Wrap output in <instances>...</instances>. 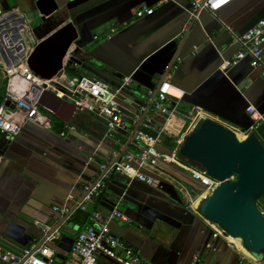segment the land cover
<instances>
[{"label": "crops", "instance_id": "crops-1", "mask_svg": "<svg viewBox=\"0 0 264 264\" xmlns=\"http://www.w3.org/2000/svg\"><path fill=\"white\" fill-rule=\"evenodd\" d=\"M3 1L10 10L25 16L38 12L36 0H0L1 10ZM53 1L57 10L34 29L32 45L72 24L77 39L68 51L83 65L66 67L57 74L70 79V72L112 86L131 77L124 94L141 103L128 106L139 116V107L150 99L147 91L164 79L171 63L176 65L175 57L181 58L177 69L169 71V82L182 92L175 103L176 112L165 123L162 115L149 108L139 126L144 133L153 135L158 127L165 126L175 139L184 140L198 128L190 123L196 110L201 111V118L222 125L238 137H244L253 123L245 112L248 104L264 119L262 70L252 69L245 59L222 71L224 62L238 51L233 37L264 19V0H232L214 14L201 11L194 21L189 20V0H179L178 4L160 0ZM143 6L153 8V13L136 18V11ZM4 88L5 80L0 79V98ZM133 121L127 119L129 131L106 135L105 120L94 113L74 111L66 124L40 108L38 123L26 122L13 139L0 136V247L19 255L41 237L42 228L59 226L60 238L54 249L60 259L55 257L53 264H74L71 244L90 224V213L108 216L116 210L124 219L113 218L110 231L144 264H196V256L204 264L256 262L236 239H229L227 234L213 238L209 221L199 210L186 207L189 201L195 205L200 199L202 187L187 171L161 161L141 169L156 181L154 186L115 174L106 181L90 213L86 212L88 207L77 210L60 224L53 206H62L69 193L79 197L83 184L99 177L98 164L112 153L137 151L133 138L128 142L136 125ZM251 133L264 143V123ZM174 147V139L163 138L156 149L169 153ZM255 202L264 212V194ZM97 264L120 263L99 256Z\"/></svg>", "mask_w": 264, "mask_h": 264}, {"label": "built area", "instance_id": "built-area-1", "mask_svg": "<svg viewBox=\"0 0 264 264\" xmlns=\"http://www.w3.org/2000/svg\"><path fill=\"white\" fill-rule=\"evenodd\" d=\"M178 1L160 0L161 3L173 4H178ZM189 1V20L194 21L198 19L201 11L206 10L214 14L232 0ZM152 13L153 8L143 6L136 11L135 16L142 18ZM12 14L13 17L7 19ZM34 33L35 30L29 26L25 15L17 11L4 12L0 9V79L5 80V88L0 98V136L13 139L19 136L26 122L38 123L41 108L39 97L46 91L73 105L77 112L94 113L102 117L105 120L106 135L129 131L126 126L128 117L121 107H126L122 95L131 84V77L122 78L115 86L103 80L81 75H71V80L60 77L58 74L50 80L41 79L32 74L27 64L28 57L36 46V44L32 45ZM233 38L238 51L230 60L224 62L223 73L247 59L249 66L252 69H261L264 76V19L259 20L245 33L235 35ZM178 61L180 60H176V65L172 64L168 69L149 107L153 112L162 115L165 123H168L175 114V103L182 97V92L169 82V71L177 69ZM82 65L83 61L68 51L63 59L61 71L66 67L81 68ZM239 89L238 87V91ZM147 95L151 97L153 91H147ZM146 105L147 103H144L139 107V114H143ZM245 112L253 122L249 131L244 133V136H247L263 124L264 119L251 104H248ZM135 113L136 119L133 122L137 123L140 116L138 111ZM202 116L201 111L196 110L190 123L194 124ZM163 138L175 140V147L169 153H161L156 149L157 144ZM133 141L137 151L124 152L120 156L112 153L111 157L98 164L99 177L84 183L79 197L69 193L62 206L52 207L53 211L58 212L61 225L70 219L75 211H85L90 202L99 199L106 188V181H109L115 174L125 175L129 179H137L149 186H154L156 181L146 176L141 170L148 164L155 165L161 161L187 171L191 179L202 187L200 200L208 197L220 185V182L208 176L202 167L180 156L179 151L184 140L175 139L165 126L158 127L153 135L138 129L133 134ZM262 146L264 148V144ZM1 162L2 157H0V164ZM186 207L192 211L198 210L194 208L192 201H189ZM116 217L124 219L122 214L116 210L108 216L97 212L90 213V224L77 233L71 244V255L76 258L74 264H97L99 256L120 264H144L135 251L110 231L109 225ZM208 224L214 232L213 238L226 235L216 224L211 222ZM59 229V226L42 228L41 237L23 249L19 255L0 247V264H53L57 255L54 244L60 238ZM119 253L122 255L120 256ZM197 258L199 257L196 256L198 264H204ZM252 264H264V261H256Z\"/></svg>", "mask_w": 264, "mask_h": 264}, {"label": "water", "instance_id": "water-1", "mask_svg": "<svg viewBox=\"0 0 264 264\" xmlns=\"http://www.w3.org/2000/svg\"><path fill=\"white\" fill-rule=\"evenodd\" d=\"M1 7L4 12L11 11L6 1L1 3ZM35 7L44 22L57 10L53 0H36ZM12 17L13 14L7 19ZM39 29H42V25ZM76 39L77 33L72 24L64 25L48 34L28 57L27 64L32 74L45 80L56 76L62 69L66 53ZM180 59L175 57L173 61ZM162 81L163 79L152 89L153 95L148 100L128 142L145 119ZM122 96L127 108L121 107V110L128 119L135 120L136 113L128 106H139L141 103L135 97L131 98L132 96L125 94ZM39 106L66 124L75 111L73 105L48 91L40 95ZM196 124L198 128L192 129L184 139L179 154L187 161L202 167L207 175L219 181L220 185L208 197L196 201L194 208L229 237L238 239L243 250L254 260L262 261L264 212L257 208L255 201L264 194V148L253 133L238 137L231 130L204 118L199 119ZM124 152L125 150L119 156ZM93 203L94 201L87 205V213H90ZM56 258L60 259V256L56 255Z\"/></svg>", "mask_w": 264, "mask_h": 264}, {"label": "rangeland", "instance_id": "rangeland-1", "mask_svg": "<svg viewBox=\"0 0 264 264\" xmlns=\"http://www.w3.org/2000/svg\"><path fill=\"white\" fill-rule=\"evenodd\" d=\"M25 17L28 21V24H30L29 26L32 29L37 28L41 22V20H40L41 16L39 17V13L38 12L35 13V11L29 12ZM68 75H72V74H70V72H68ZM194 124H196V122ZM262 144H264V143H262Z\"/></svg>", "mask_w": 264, "mask_h": 264}, {"label": "bare ground", "instance_id": "bare-ground-1", "mask_svg": "<svg viewBox=\"0 0 264 264\" xmlns=\"http://www.w3.org/2000/svg\"><path fill=\"white\" fill-rule=\"evenodd\" d=\"M196 128L198 127V126H195ZM232 237H229V239H231ZM232 239H234L235 240V238H232ZM235 241H237L239 244L241 243L238 239H236Z\"/></svg>", "mask_w": 264, "mask_h": 264}, {"label": "trees", "instance_id": "trees-1", "mask_svg": "<svg viewBox=\"0 0 264 264\" xmlns=\"http://www.w3.org/2000/svg\"><path fill=\"white\" fill-rule=\"evenodd\" d=\"M73 218H74V221L77 222V220H75V219H76L75 216H73ZM88 218H89V217H88Z\"/></svg>", "mask_w": 264, "mask_h": 264}, {"label": "flooded vegetation", "instance_id": "flooded-vegetation-1", "mask_svg": "<svg viewBox=\"0 0 264 264\" xmlns=\"http://www.w3.org/2000/svg\"><path fill=\"white\" fill-rule=\"evenodd\" d=\"M45 24H47V23H45Z\"/></svg>", "mask_w": 264, "mask_h": 264}]
</instances>
